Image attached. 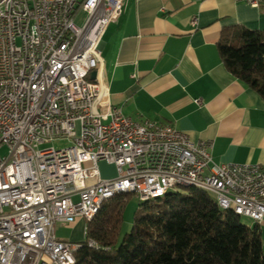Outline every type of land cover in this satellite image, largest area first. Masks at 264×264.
Listing matches in <instances>:
<instances>
[{
	"label": "built area",
	"instance_id": "built-area-1",
	"mask_svg": "<svg viewBox=\"0 0 264 264\" xmlns=\"http://www.w3.org/2000/svg\"><path fill=\"white\" fill-rule=\"evenodd\" d=\"M123 9L122 0H0V150L9 151L0 153V264H67L81 242L60 239L58 223L82 218L86 234L94 204L118 187L143 199L201 179L227 210L264 220V165L217 163L211 141L138 121L103 97L91 73ZM54 139L72 144L42 146ZM100 161L117 175L102 177Z\"/></svg>",
	"mask_w": 264,
	"mask_h": 264
},
{
	"label": "crops",
	"instance_id": "crops-1",
	"mask_svg": "<svg viewBox=\"0 0 264 264\" xmlns=\"http://www.w3.org/2000/svg\"><path fill=\"white\" fill-rule=\"evenodd\" d=\"M122 1L95 69L103 97L138 121L171 124L194 141H211L217 163L264 165V96L226 67L218 47L230 31H264V3ZM98 168L104 178L117 175L115 164L100 161ZM259 224L262 230L264 220Z\"/></svg>",
	"mask_w": 264,
	"mask_h": 264
},
{
	"label": "trees",
	"instance_id": "trees-1",
	"mask_svg": "<svg viewBox=\"0 0 264 264\" xmlns=\"http://www.w3.org/2000/svg\"><path fill=\"white\" fill-rule=\"evenodd\" d=\"M226 67L264 96V31L239 28L218 43ZM133 193L106 201L87 222L75 264H264L261 225L221 209L210 192L181 187L140 200L132 229L120 239ZM93 240L97 246H90Z\"/></svg>",
	"mask_w": 264,
	"mask_h": 264
},
{
	"label": "rangeland",
	"instance_id": "rangeland-1",
	"mask_svg": "<svg viewBox=\"0 0 264 264\" xmlns=\"http://www.w3.org/2000/svg\"><path fill=\"white\" fill-rule=\"evenodd\" d=\"M86 14L81 12L79 14V16L77 17V23L78 24H83L84 20H85ZM71 141L67 140V139H54L50 142H47L45 144H43V147H56V148H61V147H66L71 145ZM0 153L3 156H7L9 151L7 147H3L0 150ZM104 172H108V174H115L114 169L113 168H104L103 169ZM101 173V172H100ZM95 182V178H89L87 179V183L91 184ZM179 189L178 187L175 188L174 190ZM210 195L212 197H215V195L213 193L210 192ZM139 205V198L137 197V195L132 194L130 196V199L128 200L125 210H124V215H123V224L120 230V239L123 238V236L128 233L133 226V221H134V216L135 213L137 211ZM241 220L243 223L247 224V225H253L255 223L254 220H252L249 217L246 216H241ZM86 223V220H83V223L78 226L75 223L72 224H62V223H58L57 225V236L62 239V240H67V241H71V242H75V243H79L82 242L86 239V236L83 232V224ZM261 237L262 240L264 242V226H262V233H261Z\"/></svg>",
	"mask_w": 264,
	"mask_h": 264
},
{
	"label": "bare ground",
	"instance_id": "bare-ground-1",
	"mask_svg": "<svg viewBox=\"0 0 264 264\" xmlns=\"http://www.w3.org/2000/svg\"><path fill=\"white\" fill-rule=\"evenodd\" d=\"M174 187L175 188H177V187L178 188H181V187H196V188L211 192V193H213L215 195V198L217 200L218 206L221 209L227 210L225 202L219 200V193L215 192V191H212L208 186H205V184H203V180H201V179H190V180L175 179L174 180ZM168 192L169 191L150 193L148 196H145V198L140 199V200H147V199L162 197ZM120 193H133L134 194V189H128L126 187H118L117 190H111L107 194H104L101 197L100 201L97 204H94L93 210L89 214V220L94 218V216L99 212L100 208L102 207V205L106 201H108L109 199H111L112 197H114L115 195L120 194ZM229 210H232L234 213H236L239 216H246V212H244L242 210H236V209H229ZM88 244L90 246H94V247L97 246V244H94L92 242H88ZM75 263H76L75 255H71V257L69 258V261H68L67 264H75Z\"/></svg>",
	"mask_w": 264,
	"mask_h": 264
},
{
	"label": "water",
	"instance_id": "water-1",
	"mask_svg": "<svg viewBox=\"0 0 264 264\" xmlns=\"http://www.w3.org/2000/svg\"><path fill=\"white\" fill-rule=\"evenodd\" d=\"M91 78H92V79H95V78H96V70H94V71L91 73Z\"/></svg>",
	"mask_w": 264,
	"mask_h": 264
}]
</instances>
